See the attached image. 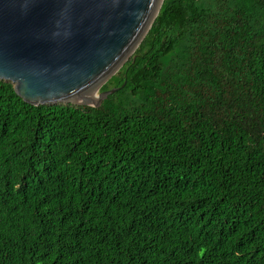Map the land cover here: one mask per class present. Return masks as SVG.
<instances>
[{"label": "trees", "instance_id": "obj_1", "mask_svg": "<svg viewBox=\"0 0 264 264\" xmlns=\"http://www.w3.org/2000/svg\"><path fill=\"white\" fill-rule=\"evenodd\" d=\"M113 87L0 79V264H264V0H164Z\"/></svg>", "mask_w": 264, "mask_h": 264}, {"label": "water", "instance_id": "obj_2", "mask_svg": "<svg viewBox=\"0 0 264 264\" xmlns=\"http://www.w3.org/2000/svg\"><path fill=\"white\" fill-rule=\"evenodd\" d=\"M164 0H0V79L28 103L98 107ZM97 93V94H96Z\"/></svg>", "mask_w": 264, "mask_h": 264}, {"label": "bare ground", "instance_id": "obj_3", "mask_svg": "<svg viewBox=\"0 0 264 264\" xmlns=\"http://www.w3.org/2000/svg\"><path fill=\"white\" fill-rule=\"evenodd\" d=\"M97 94V93H96Z\"/></svg>", "mask_w": 264, "mask_h": 264}]
</instances>
